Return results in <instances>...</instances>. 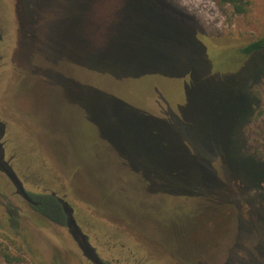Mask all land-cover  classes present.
<instances>
[{
	"label": "rangeland",
	"instance_id": "obj_1",
	"mask_svg": "<svg viewBox=\"0 0 264 264\" xmlns=\"http://www.w3.org/2000/svg\"><path fill=\"white\" fill-rule=\"evenodd\" d=\"M262 35L264 0L244 15L217 0H0L4 158L28 193L64 198L105 258L120 237L143 264H190L176 252L189 231L186 247L211 244L192 264H264V164L245 153L264 159V52L240 53ZM202 206L224 215L223 240L178 220ZM0 264H89L2 172Z\"/></svg>",
	"mask_w": 264,
	"mask_h": 264
},
{
	"label": "flooded vegetation",
	"instance_id": "obj_2",
	"mask_svg": "<svg viewBox=\"0 0 264 264\" xmlns=\"http://www.w3.org/2000/svg\"><path fill=\"white\" fill-rule=\"evenodd\" d=\"M2 126L3 125L0 123V131H1V134H2ZM0 142H1L2 147H3V143L1 141V139H0ZM4 160L7 162L8 166L12 168V166L10 164V159H7L6 160L4 158ZM12 170H13V168H12ZM51 193H54V192H51ZM28 195L32 199L31 202H28L22 196L21 197L32 208L36 207L37 206V202L33 199V197L31 196L30 193H28ZM52 196H54L55 198L56 197H59L56 194L55 195H52ZM56 200H57V198H56ZM158 201H152V202L149 203V202H147L145 200H142L139 203L141 204V206L144 207V209H146V211H148L147 209H152V208L155 209V210H159ZM199 210H200V212H199V215H198L195 223H192V221H193L194 218H193V215H191L192 214L191 211H188V210L186 211V213L184 214V216H182L178 220L182 222V218H184V223H186V224H194V227L191 226L189 230L190 231H194V232H196L198 234L201 233V235H206V237L208 239H209V236L212 235L211 236V241L212 242L217 241L219 238L223 240L224 239L225 232H226L225 231V225H224V217H223L224 215L221 212H218V210H216V211H214V210L209 211L208 210V207H204V206H202V208L200 207ZM181 215H183V214H181ZM198 224L200 225V227L203 226V228L205 230L203 231V229H202V231L200 232V229H198L199 232H197L196 227H197ZM60 226H65V225H60ZM65 228H66L68 234L70 235V237L72 238V240L74 241V243H75V245H76V247L78 249V253L87 261V263H89V264H97V263L93 262L92 260L88 259L84 255V252H83V249H82L83 243L81 242L80 237L78 238V236H73L71 234L69 228H67L66 226H65ZM117 229H119L120 232L113 233L116 230L115 229H110V231H111L110 233L112 235L113 234H115V235L117 234V236H118V234H120L121 236H123L127 240L130 239V241L131 240H134L136 238L135 232H131L130 231V230L135 231L134 228H127V227H124L123 228V227H121V228H117ZM195 229H196V231H195ZM80 231L82 232L83 235H85V239L87 240V242L89 243V245L92 247L94 258L97 259L102 264H119L120 259L114 257V255L112 253L113 250H115L118 253H120V255L122 257L121 263H123V261H124V262H126V264H143L144 263V258H143L144 255L142 254V251L144 253L146 251L145 256L150 257L148 251L147 250L144 251L143 250L144 248L142 249V247L139 246L137 243H135V245L137 246V248L134 249V248L129 247L128 244L125 245V243H118V241H119L118 239H120V237H118V239L116 237L115 238L114 237H110L111 241H113V240H116V241L115 242H112L111 246H109V248L106 250V252H107V255L106 256L107 257L105 258V257H103V254H102V252H105V250L102 251L101 249H99V247H101V246L97 243V241H96L97 238L92 239V241H93V243H92L90 237L88 236L87 233H85L83 231L82 228H80ZM188 232L189 231L184 232V235L187 236L188 235ZM186 236H185L184 240L187 238ZM184 240H183V242H180L179 245H177L178 251L176 250V252H178L179 255H182V254L184 255L185 252L190 253V251L187 249L188 247H190V249H191V257L187 261L190 264L194 263V261L196 260V258H202L203 256H208L209 254H211V253H209L210 252L209 251L210 250L209 247H211V244L209 245V242H204V243L193 242V244H190V246H187L186 247V244H185ZM116 242H117V245H116ZM212 246H214V245L212 244ZM199 248H200V251L198 252L197 250H199ZM204 249H207V250L204 251ZM123 264H125V263H123Z\"/></svg>",
	"mask_w": 264,
	"mask_h": 264
},
{
	"label": "trees",
	"instance_id": "obj_3",
	"mask_svg": "<svg viewBox=\"0 0 264 264\" xmlns=\"http://www.w3.org/2000/svg\"><path fill=\"white\" fill-rule=\"evenodd\" d=\"M217 3L223 9L224 12H231L234 15H244L249 9V0H217ZM225 7H229V10L225 9ZM261 52H264V35L240 49V53L245 57H250L251 55H255ZM248 91L249 90H247V96L249 100L253 102V98L249 95ZM250 113L251 111L248 112L247 115H249ZM245 153H247V155L251 158L264 164V159H262L261 157L249 153L248 151H246ZM31 196L37 202V206L34 207V210L38 214H40L42 217L46 218L48 221L54 224L65 225L66 215L63 212L60 203L56 200L54 196H52L50 193H43L37 195L31 194ZM2 256L7 262L20 260V258L10 257L4 252L2 253Z\"/></svg>",
	"mask_w": 264,
	"mask_h": 264
},
{
	"label": "water",
	"instance_id": "obj_4",
	"mask_svg": "<svg viewBox=\"0 0 264 264\" xmlns=\"http://www.w3.org/2000/svg\"><path fill=\"white\" fill-rule=\"evenodd\" d=\"M2 137L1 131H0V139ZM0 172H2L8 180L13 184L15 191L17 194L22 196L26 201L31 202L32 199L29 197L28 192L24 189L23 184L21 180L18 178L14 170H12L11 167L8 166L7 162L4 160V149L2 147V144L0 142ZM52 195H55L54 193H51ZM57 201L60 203L63 212L66 215V221H65V226L69 228L71 234L73 236H78L80 237L81 242L83 243L82 249L84 252V255L92 260L93 262L97 264H102L100 263L97 259L94 258L93 256V249L85 239V235L82 234L80 231V227L77 224L74 215H73V208L68 204V202L62 198V197H56Z\"/></svg>",
	"mask_w": 264,
	"mask_h": 264
}]
</instances>
